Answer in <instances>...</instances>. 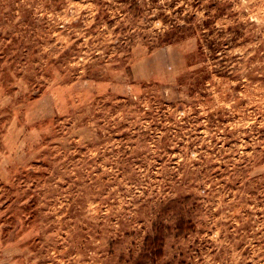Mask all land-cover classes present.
<instances>
[{
  "label": "rangeland",
  "instance_id": "obj_1",
  "mask_svg": "<svg viewBox=\"0 0 264 264\" xmlns=\"http://www.w3.org/2000/svg\"><path fill=\"white\" fill-rule=\"evenodd\" d=\"M142 263L264 264V0H0V264Z\"/></svg>",
  "mask_w": 264,
  "mask_h": 264
},
{
  "label": "trees",
  "instance_id": "obj_2",
  "mask_svg": "<svg viewBox=\"0 0 264 264\" xmlns=\"http://www.w3.org/2000/svg\"><path fill=\"white\" fill-rule=\"evenodd\" d=\"M152 244L154 245V248H153L155 250L154 254L157 255V256L161 255L162 246H163V237H162V235H158L156 238H154L152 240ZM152 244L150 246L151 248L148 247V248H150L149 252L153 250L152 249V246H153ZM142 264H144V263H142Z\"/></svg>",
  "mask_w": 264,
  "mask_h": 264
}]
</instances>
